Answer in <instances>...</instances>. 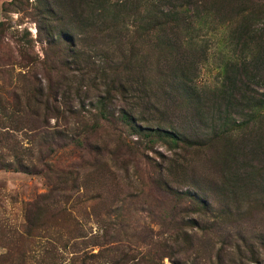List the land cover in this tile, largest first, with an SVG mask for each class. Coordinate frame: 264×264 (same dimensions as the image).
I'll use <instances>...</instances> for the list:
<instances>
[{"label": "rangeland", "instance_id": "obj_1", "mask_svg": "<svg viewBox=\"0 0 264 264\" xmlns=\"http://www.w3.org/2000/svg\"><path fill=\"white\" fill-rule=\"evenodd\" d=\"M255 16L0 0V264H264V110L236 90L264 52L229 36Z\"/></svg>", "mask_w": 264, "mask_h": 264}, {"label": "trees", "instance_id": "obj_2", "mask_svg": "<svg viewBox=\"0 0 264 264\" xmlns=\"http://www.w3.org/2000/svg\"><path fill=\"white\" fill-rule=\"evenodd\" d=\"M259 18L261 17L255 16L245 20L244 22L238 21L236 23V27L233 28V30L230 32V37H232L233 39L241 40V42H236L235 45H242V51H247L250 44H254L257 46V48H262L261 53L264 52V28L260 25L263 24V22L260 21ZM253 64L254 65L252 66V69H254V71L256 72V78L258 77L256 81L257 88L250 89V87L248 86L244 88L240 84V86L236 87V90L241 96L240 104L242 105V107L253 108L255 110L261 111L264 110V62L262 60L257 59ZM239 67L243 68L242 71L247 69L245 68L246 64L244 63ZM240 73L242 75L244 72ZM241 75L238 78H234L232 81L229 80L231 82V87H234L236 84H238V82L242 83ZM243 76L245 77L246 74H243ZM68 83L66 89H69L71 92L72 82L68 80ZM178 136L179 135H177V137ZM82 264H85V260ZM105 264H127V260L116 262L109 261L105 262Z\"/></svg>", "mask_w": 264, "mask_h": 264}]
</instances>
